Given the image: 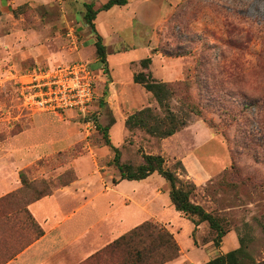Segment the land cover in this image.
<instances>
[{"label": "rangeland", "instance_id": "374dc122", "mask_svg": "<svg viewBox=\"0 0 264 264\" xmlns=\"http://www.w3.org/2000/svg\"><path fill=\"white\" fill-rule=\"evenodd\" d=\"M13 1L0 8V158L33 157L21 171L30 186L20 185L1 196L0 201L8 199L6 212L24 208L40 195L61 189L57 188L61 183L70 185L77 180V173L90 182L94 194L99 190L97 195L118 197L106 199L104 207L112 209L120 220L122 211L135 199V188L124 197L112 184L119 182V175L110 165L113 154L104 146L97 126L104 129L113 119L125 120L129 111H137L135 107L129 110L125 100L112 92L129 83V59L141 61L148 57L144 40L138 35H122L120 46L134 48L126 52L124 59L109 54L110 69L105 70L94 54V45L89 43L90 32L83 24L84 6L72 10L78 15L75 19L65 16L71 13L63 8L65 0H41V5L31 0ZM164 4L162 21L150 33L154 63L144 72L171 86L173 96L167 106L176 121L184 123L176 133L182 145L180 151L163 156L165 167L176 173L179 186L192 189L191 199L217 217L227 231L216 247L215 233L206 224L192 237L195 247L185 250L176 262L205 264L240 245L251 260L264 261V0H164ZM71 29L77 43L68 36ZM72 61L85 63L97 77L90 115L31 114L20 107L17 83L21 73L35 66ZM134 67L137 72L144 70L139 63ZM146 107L160 118L166 115L156 102ZM124 131L123 139L117 142L121 143L118 148L125 164L138 166L142 162L140 152L154 153L162 142L136 129ZM108 136L116 142L111 128ZM14 148L16 151H11ZM191 154L210 175L200 185L190 179L184 165H178L182 157ZM74 162L84 163L75 168L76 173L70 167ZM91 168L93 175L87 176ZM7 187L2 185L0 190ZM168 189L166 183L163 193ZM11 195L14 202L9 199ZM150 199L162 204V197L153 195ZM102 204L103 199L98 197L97 208L101 209ZM147 221L159 224L144 218L143 222ZM179 223V241L183 247H190L188 222ZM33 238L32 231L25 230L19 236L5 231L0 239V263ZM81 264L94 263L88 259Z\"/></svg>", "mask_w": 264, "mask_h": 264}, {"label": "crops", "instance_id": "0c3cea01", "mask_svg": "<svg viewBox=\"0 0 264 264\" xmlns=\"http://www.w3.org/2000/svg\"><path fill=\"white\" fill-rule=\"evenodd\" d=\"M9 1L10 3L14 2L13 0ZM9 1L0 0V8L7 7ZM32 1L36 3V5H41L42 3L41 0H31V2ZM107 1L108 0H65L62 5L63 8L71 10V13L67 12L65 16H73L76 19L78 15L73 14L72 10L81 9V6L83 7L84 4H92L94 9H98ZM165 8L164 0H127V4L124 6H114L107 11L98 12L94 23L96 31L102 39V45L105 48L106 63L104 65L97 59L98 62L104 65L106 69H110L108 65V56L116 55L119 59H124L126 52L134 48V46L129 48L120 46L122 41L121 36L128 33L142 36L141 40H144L143 46L148 50V57L150 56L151 63H154L155 56L152 53L153 48L149 43L151 39L150 33L161 23L163 14L166 10ZM89 38V43L94 45L95 38L91 32ZM134 63L137 65L138 63L140 64V61H132L129 59L127 62L129 83L119 86V91L115 90L112 94L117 98L125 100V104L128 106L129 110L132 107L140 110L145 108L146 105L152 106L155 100L143 86L133 82L134 74L145 71L144 69L137 72V70L134 69ZM132 67L133 71L131 72ZM110 86L112 87L113 83H111ZM114 89L113 87V90ZM131 113L132 112L129 111V114ZM124 121V119L115 118L108 125V128H111V132L116 134V142H111L114 147H118L121 143L119 144L117 141L123 139L125 132ZM189 128L190 127L187 129ZM176 133L166 139H162V142L158 144L154 153L151 152L146 154H160L163 157L166 156L165 154L168 152L171 156H174V154L180 151V147L182 146L178 144L176 140L178 137ZM29 149L31 148H27L26 151ZM11 151H16V148ZM32 157L33 156L24 157L18 160L14 159L15 157L8 160L0 158V187L2 185L8 186L7 189L0 190V197L16 190L20 186L18 174L24 167L32 163ZM181 159V162L179 161L180 165L186 167L190 179H192L195 184L200 185V183L206 181L210 177L201 162L198 161L193 154L186 158L184 156ZM83 164V162H74L71 163L70 167L75 171V168L79 169ZM18 166L22 167L19 168ZM91 170L92 168L89 170V175L87 176L93 175L91 174ZM98 173L100 175L99 171ZM76 175L77 180L70 185L58 189L51 195L43 197L27 206L28 212L43 231V235L11 257V259L2 261V264H81L105 245L109 244L116 236L140 225L144 218L157 221L174 236L179 247V258L182 257V253H184L185 250H190L191 247H195L192 238L195 229L193 223L186 219L181 213L174 210L167 191H164V193L162 191L166 187V182L157 173H153L146 179L140 181L123 180L118 183L111 182L121 189L124 197L127 196L126 193H128L129 190L135 188V191L132 192L135 195V199L131 201L132 205L126 206L125 210L122 211L120 220L115 218L112 209L110 210L108 206L104 207V201L106 199H117L118 197L110 196L109 198V193L97 195L99 190L94 194L91 190L90 182L87 179H82L77 173ZM97 180L99 181V177H97ZM126 188L129 189L126 190ZM90 194L92 198L89 196ZM110 194L114 193L110 192ZM136 195L138 197L137 199ZM153 195L162 197V204L165 206L161 203L156 204L155 199L152 203L150 197ZM86 196L89 197L87 198ZM98 197L103 199L101 209H98L96 205ZM191 201L194 204L200 205V202L194 201L193 199H191ZM150 204H153L152 207H150ZM163 207L166 208L165 212ZM147 208H149L148 211ZM87 217L91 218L86 219ZM116 219L118 220V224L115 226L114 221H116ZM185 220L188 222L187 227L189 226L187 235L189 239L191 238V241L189 240L191 242L190 247H183L179 241L182 231L179 222ZM206 224L207 223H201L196 228L194 234L202 230L204 226L206 227ZM176 225H178L179 232L175 230ZM7 256H9V254ZM167 264L178 263L174 260Z\"/></svg>", "mask_w": 264, "mask_h": 264}, {"label": "trees", "instance_id": "16d2710c", "mask_svg": "<svg viewBox=\"0 0 264 264\" xmlns=\"http://www.w3.org/2000/svg\"><path fill=\"white\" fill-rule=\"evenodd\" d=\"M126 4L127 0H108L98 9H94L92 4H84L83 24L94 35L95 54L99 62L104 65L106 63V54L105 48L102 45V39L95 28L94 20L96 14L100 11H107L114 6H124ZM150 64V57L140 61V66L143 69H147ZM105 70L107 69L105 68ZM133 82L143 86L152 95L158 106L165 110L166 115L164 118H160L155 114L153 109L145 107L134 111L126 117L124 121L125 128L127 130L136 129L142 131L147 137L157 140L166 139L178 132L184 123H178L167 106L168 99L173 96L171 86L155 80L149 72L134 74ZM97 128L102 133L104 146L108 147L113 154L110 165L114 166L117 170L119 181H140L153 173H157L169 187L168 197L174 210L193 223L195 229L192 236H194L196 228L201 223H207L209 229L215 233L213 239L214 245L218 247L221 244V240L227 234V231L222 228L217 217L206 212L200 205L194 204L191 201L192 189H184L182 185L179 186L180 180L176 173L165 167V160L161 155L140 152L142 162L138 166L122 163L120 149L112 145L108 136V126L104 129L100 126H97ZM178 165H180L179 162ZM18 176L22 188H28L30 182L27 180L25 174L19 172ZM68 185L69 183H61L57 188ZM51 194L49 192L48 194L40 195L29 202L24 208L16 207L15 210L11 209L12 211L9 212L5 210V203L8 199L0 201V239L3 238L5 231L13 236H19L20 232H24L25 230L34 233L32 240L27 241L24 246L9 254L6 260L11 259V257L43 235V231L28 212L27 206ZM9 199H13V196H9ZM178 257L179 247L174 236L162 225L147 221L120 236L89 259L94 264H103L105 262L112 264H167ZM205 264H264V261L256 262L251 260L246 253L245 247L240 245L236 249L219 254Z\"/></svg>", "mask_w": 264, "mask_h": 264}, {"label": "built area", "instance_id": "2783aa9c", "mask_svg": "<svg viewBox=\"0 0 264 264\" xmlns=\"http://www.w3.org/2000/svg\"><path fill=\"white\" fill-rule=\"evenodd\" d=\"M74 30L68 36L75 39ZM77 41V42H76ZM97 77L81 61L35 66L18 77V102L31 114L63 115L73 113L86 117L96 95Z\"/></svg>", "mask_w": 264, "mask_h": 264}]
</instances>
